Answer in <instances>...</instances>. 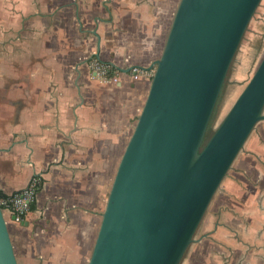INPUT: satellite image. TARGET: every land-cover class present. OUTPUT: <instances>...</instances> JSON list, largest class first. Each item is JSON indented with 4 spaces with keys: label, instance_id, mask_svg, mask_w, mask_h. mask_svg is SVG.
<instances>
[{
    "label": "crops",
    "instance_id": "obj_1",
    "mask_svg": "<svg viewBox=\"0 0 264 264\" xmlns=\"http://www.w3.org/2000/svg\"><path fill=\"white\" fill-rule=\"evenodd\" d=\"M178 2L0 0V191L43 179L21 224L4 213L17 264H87ZM194 239L180 264H264V120Z\"/></svg>",
    "mask_w": 264,
    "mask_h": 264
},
{
    "label": "water",
    "instance_id": "obj_2",
    "mask_svg": "<svg viewBox=\"0 0 264 264\" xmlns=\"http://www.w3.org/2000/svg\"><path fill=\"white\" fill-rule=\"evenodd\" d=\"M152 67L87 264H180L264 120V0H179ZM0 264H17L1 206Z\"/></svg>",
    "mask_w": 264,
    "mask_h": 264
},
{
    "label": "built area",
    "instance_id": "obj_3",
    "mask_svg": "<svg viewBox=\"0 0 264 264\" xmlns=\"http://www.w3.org/2000/svg\"><path fill=\"white\" fill-rule=\"evenodd\" d=\"M88 63L90 76L100 81L117 82L121 72H123L121 69L94 57H91ZM130 70L134 76L142 73L136 67H132ZM42 184L43 179L41 175L35 174L22 189L0 197V206L3 212H8L13 216L12 220L15 223L21 224L35 202Z\"/></svg>",
    "mask_w": 264,
    "mask_h": 264
},
{
    "label": "rangeland",
    "instance_id": "obj_4",
    "mask_svg": "<svg viewBox=\"0 0 264 264\" xmlns=\"http://www.w3.org/2000/svg\"><path fill=\"white\" fill-rule=\"evenodd\" d=\"M257 124H258V123H257ZM257 124H256V125H257ZM255 127H256V126H255ZM255 127H254V128H255ZM242 149H243V148H242ZM242 149H241V150H242ZM239 154H240V152L238 153V155H239ZM238 155H237V156H238ZM237 156H236V158H237ZM236 158H235V160H236ZM235 160L233 161V163H232L231 167L233 166V164H234ZM229 170H230V169H229ZM228 172H229V171H228ZM228 172H227V174H228ZM220 186H221V185H220Z\"/></svg>",
    "mask_w": 264,
    "mask_h": 264
},
{
    "label": "trees",
    "instance_id": "obj_5",
    "mask_svg": "<svg viewBox=\"0 0 264 264\" xmlns=\"http://www.w3.org/2000/svg\"><path fill=\"white\" fill-rule=\"evenodd\" d=\"M5 194L0 191V197L4 196Z\"/></svg>",
    "mask_w": 264,
    "mask_h": 264
}]
</instances>
